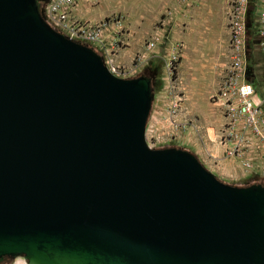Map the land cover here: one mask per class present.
Masks as SVG:
<instances>
[{
	"label": "water",
	"instance_id": "obj_1",
	"mask_svg": "<svg viewBox=\"0 0 264 264\" xmlns=\"http://www.w3.org/2000/svg\"><path fill=\"white\" fill-rule=\"evenodd\" d=\"M149 77H120L0 0V258L28 264H264V184L149 147Z\"/></svg>",
	"mask_w": 264,
	"mask_h": 264
},
{
	"label": "rangeland",
	"instance_id": "obj_2",
	"mask_svg": "<svg viewBox=\"0 0 264 264\" xmlns=\"http://www.w3.org/2000/svg\"><path fill=\"white\" fill-rule=\"evenodd\" d=\"M46 1L38 0L40 13ZM179 1L183 2L180 9L171 3L162 4L160 0H76L72 14L105 27L107 47H111L113 63L120 70L116 75L131 77L144 74L149 77L151 105L145 126L152 127L154 133H163L165 138L152 147L187 149L218 179L230 184H264V176H241L240 164L233 157L224 155L218 139L223 117L220 106L211 95L217 88L225 61L227 43L223 14L227 0ZM197 1L200 6L196 5ZM203 5L211 9L212 17L207 27L193 31L187 19ZM252 31L253 27L250 28V37ZM254 38L257 39L255 35ZM97 52L103 60V54ZM261 54L255 48L248 51L251 65L246 74H252L258 80L264 77ZM262 82L254 83L253 87L264 111ZM177 95L180 100L173 111ZM179 123H184V128L178 127ZM170 133L173 136L166 137ZM216 149L219 160L226 158L232 162L227 173L215 168L211 164L213 162L205 158L208 151L215 152ZM217 163L219 165L220 162ZM0 264L28 263L23 255L18 254L3 256Z\"/></svg>",
	"mask_w": 264,
	"mask_h": 264
},
{
	"label": "built area",
	"instance_id": "obj_3",
	"mask_svg": "<svg viewBox=\"0 0 264 264\" xmlns=\"http://www.w3.org/2000/svg\"><path fill=\"white\" fill-rule=\"evenodd\" d=\"M75 3L76 0H47L41 16L63 35L87 42L103 54V61L111 72L119 73V66L113 63L111 57L112 49L105 41V27L101 23H90L75 17L72 14ZM250 24L253 27L251 37ZM225 27L227 44L223 72L211 95L220 106L223 117L218 133L219 143L225 156L238 161L244 175L264 176V111L262 101L246 74L250 64L248 51L254 46H264V0H227ZM175 98L173 111L180 96ZM184 125L179 123L178 127L184 128ZM144 135L149 147L160 140L165 141L163 133H154L148 125ZM172 136L170 133L166 137ZM205 158L215 162L216 155L207 152Z\"/></svg>",
	"mask_w": 264,
	"mask_h": 264
},
{
	"label": "crops",
	"instance_id": "obj_4",
	"mask_svg": "<svg viewBox=\"0 0 264 264\" xmlns=\"http://www.w3.org/2000/svg\"><path fill=\"white\" fill-rule=\"evenodd\" d=\"M160 1L162 2V4L171 3L173 5H176L177 6V9H180L179 6L183 5V2H180L179 0H160ZM199 3L200 2L197 1V4L196 5L200 6ZM225 5H226V3H225ZM200 10H202V11H200ZM191 14L193 16L192 15H191L192 17L189 16L190 18L187 19L188 20L187 23H189L190 26L194 28L193 31L196 30V29L198 31H200V30L204 29L205 27H207L206 25H207L208 21L212 17L211 9L209 7H206L205 8L204 5L201 6L200 8H198V10H196L194 13H191ZM223 15H224L223 19H224L225 36L227 38V30H226V27H225V6H224V14ZM253 48H255V51L261 52L262 53L261 55L264 58V46L258 45V46H254ZM263 58H262L261 64L264 65V59ZM255 64L256 63L254 62L253 65H255ZM261 81H263L262 83H264V77H262V80L261 79L258 80L257 78H255L254 81H253V84L256 83V82H261ZM208 152L212 153L213 155H217L216 158H215L216 161L213 162V163H211L215 168H218L223 173H227V169H231L232 162L229 159H226V158H224L222 160H219V158H218L219 151H217V149H216L215 152H213V151L212 152L211 151H208ZM207 161L212 162L211 160H207ZM217 161L220 162L219 165H218ZM240 174H241V176H245L244 175V172L242 171V169H241Z\"/></svg>",
	"mask_w": 264,
	"mask_h": 264
},
{
	"label": "trees",
	"instance_id": "obj_5",
	"mask_svg": "<svg viewBox=\"0 0 264 264\" xmlns=\"http://www.w3.org/2000/svg\"><path fill=\"white\" fill-rule=\"evenodd\" d=\"M249 63H251V62L249 61ZM250 65H251V64L248 65V70H247V72H248L249 69H250ZM249 75H250V76H249ZM247 78H248V80H250V81L252 82V84H253V81H254V79H255V78H254V75L252 76V74H248V75H247Z\"/></svg>",
	"mask_w": 264,
	"mask_h": 264
}]
</instances>
